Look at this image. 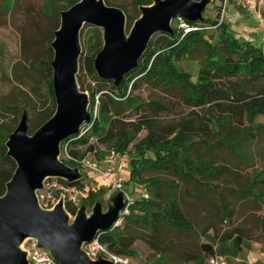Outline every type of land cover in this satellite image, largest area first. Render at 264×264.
Returning a JSON list of instances; mask_svg holds the SVG:
<instances>
[{
  "label": "rangeland",
  "instance_id": "rangeland-1",
  "mask_svg": "<svg viewBox=\"0 0 264 264\" xmlns=\"http://www.w3.org/2000/svg\"><path fill=\"white\" fill-rule=\"evenodd\" d=\"M71 1L0 0L1 139L4 138L5 131L14 130L18 126L24 112L28 114L29 128L37 129L56 110L49 92L46 61L54 58V50L52 48L51 52L50 47L55 38V29L61 24L59 10L71 7ZM108 1L120 5L119 8L125 12L126 32L129 33L141 15L140 6L135 8L133 0ZM243 2L244 0H211L203 12V18L225 23L228 31L240 41L250 40L255 45H264V22L258 16L260 14L264 19V0H251L256 2V12L254 6H244ZM204 24L209 28L208 34H213L211 40L216 43L218 33L224 30L210 25V22ZM176 26L178 17L172 21V27ZM96 28L100 32L98 36L93 33ZM81 43L85 54L93 55L94 50L104 44L103 29L86 24L81 32ZM203 58V49L198 46L190 56L178 61V65L196 79ZM79 74L82 82L79 85L85 89L89 99L90 88H108V85L98 83L83 66H79ZM245 77L241 75L242 79ZM236 82L235 77L227 76L222 79L225 86H235ZM243 88L249 94H256L264 88V81L246 84ZM134 95L141 102L156 98L165 103L166 109L156 119L161 125L190 121L196 126L190 156L205 163H214L217 172L207 178L198 176L204 186L179 180L173 172L156 173L149 170L145 173L146 177L157 176L173 182L172 186L163 187L164 197L171 192L176 195L193 227L188 231L161 227L153 237L144 230L135 231L138 239L128 256L130 260L134 264H212L204 257L202 244L213 241L217 252L233 250L235 242L227 238L233 231L239 230L244 237L242 250L224 255L225 264H264V114L257 115L250 122L239 110L233 117L225 120L226 115L218 110H211L208 106L195 109L187 106L184 91L178 89L166 94L143 86L134 91ZM231 103L238 106L234 101ZM94 114H99L98 105ZM136 114V111L127 110L122 119L125 122L123 125L135 127V122L138 121ZM217 120L222 122L223 127L220 129L216 127ZM227 133L233 138L230 144L224 145L220 140ZM145 135L147 130L143 129L130 145L131 160L138 156L135 144ZM112 145L98 143L96 151L89 150L85 145L75 148L83 153L85 159H102ZM145 156L152 157L154 154L147 150ZM60 159H68L65 145H61ZM81 172L85 188L79 197L78 207L85 205L87 214L90 215L95 204L101 202L103 210L107 211L109 201L118 191L89 169L81 168ZM129 173L130 167L122 172L127 178ZM61 185L57 177H49L44 181V188L37 192L43 208L52 209L53 204L62 198ZM126 188L134 190L131 194L135 199L141 197V189L135 188L133 182H129ZM90 189L94 190V196L89 194ZM223 205H228L232 210V217L225 215ZM66 211L72 222L75 215L67 209ZM85 248L84 244L83 249ZM198 258L200 259L197 260Z\"/></svg>",
  "mask_w": 264,
  "mask_h": 264
},
{
  "label": "trees",
  "instance_id": "trees-1",
  "mask_svg": "<svg viewBox=\"0 0 264 264\" xmlns=\"http://www.w3.org/2000/svg\"><path fill=\"white\" fill-rule=\"evenodd\" d=\"M78 1L72 0L70 3L74 5ZM105 1L108 5L120 7L108 0ZM133 3L137 8L141 5H150L153 1L133 0ZM186 21L191 27L188 31L176 26L173 28V33L154 34L138 66L126 74L119 85H115L113 80L100 78L95 70L94 60L102 46H98L93 55H86L83 51L80 58V66L85 67L98 83L108 85V88H90L91 121L85 124L76 135L62 142L61 145H65L70 156L62 161L70 166L81 168L77 159H83V153L75 148L78 145H85L89 150H94L98 143H109L113 144L111 148L131 151L130 145L137 134L143 129L147 130V135L134 146L138 156L131 160L129 177H126L125 182L126 185L133 182L135 188L141 189V193L145 188L149 197L134 200L121 224H114L109 230L100 231L97 235L101 243L120 255H131L133 245L138 239V236L134 234L137 230H144L153 237L158 234L161 227L176 231H188L193 227L192 221L185 215L176 195L171 192L164 197L163 187L172 186L173 182L157 176L146 177V172L149 170L156 173L173 172L179 180L187 183L196 182L199 186L204 184L199 181L198 176L207 178L217 172L214 163H205L190 156L189 150L194 144L196 126L190 121L161 125L156 119L158 114L166 109L165 103L156 98L141 102L134 95V91L143 86L166 94L178 89L184 91V101L187 106L194 109L208 106L211 110H218L222 115H226L225 120L233 117L239 110L250 122H253L257 115L264 114V88L256 94H249L243 88V85L264 81V45H255L250 40L240 41L228 31V26L223 22L212 21L209 18ZM205 22H210V25L224 30L218 33L216 43L211 40L213 34H208L209 28H206ZM58 28L56 27L55 31ZM93 33L98 36L99 29H94ZM198 46L202 47L205 58L200 61L197 78L193 79L189 72L178 65V61L185 56H190ZM50 51H53L52 47ZM52 60L53 57L46 61V67L49 74V92L56 106ZM241 75H245V79H242ZM227 76L236 78L235 86L222 84V79ZM77 78L81 84L79 73ZM81 88L85 90L82 86ZM233 101L238 106L232 105ZM97 105L99 106L98 115L94 114ZM129 109L136 111L138 116L136 126L133 128L124 126L125 122L122 120ZM54 112L55 110L41 124ZM215 123L219 129L223 127L219 120ZM35 130L29 128L31 134ZM12 131H5L4 138H0V196L6 192L7 183L17 167L15 160L7 153L6 141ZM92 137L96 139V142L91 143ZM232 138L233 136L227 133L221 137L220 141L228 145ZM147 150L153 152L154 156H145ZM58 179L67 185H77L82 189L85 187L83 178L74 183H69L62 178ZM132 191L134 190L131 189L130 192ZM89 194L94 196V190L90 189ZM223 206L225 215L232 217L233 212L228 205ZM65 207L73 215L79 208L72 202H66ZM227 239L235 242L233 250L217 252L213 241H209L202 244L204 257L209 259L216 254L224 256L242 250L244 237L239 230L233 231Z\"/></svg>",
  "mask_w": 264,
  "mask_h": 264
},
{
  "label": "water",
  "instance_id": "water-1",
  "mask_svg": "<svg viewBox=\"0 0 264 264\" xmlns=\"http://www.w3.org/2000/svg\"><path fill=\"white\" fill-rule=\"evenodd\" d=\"M211 0H154L141 5V15L130 32L123 9L105 0H79L61 11V24L51 43L54 58V114L29 133L28 114L23 113L18 126L10 133L8 155L17 167L0 196V264H28L23 242L34 237L61 264H114L99 256L92 259L83 245L91 243L100 231L109 230L125 209L124 193L118 191L109 201L107 211L97 202L90 215L86 206L78 208L69 221L61 198L52 209L43 208L38 190L44 181L57 177L74 183L83 178L79 167L60 159L61 144L76 135L91 121L89 95L79 85L80 58L83 52L81 32L86 24L103 29L104 44L97 53L94 67L98 76L119 85L126 74L138 66L154 34L173 33L172 21L182 17L202 20Z\"/></svg>",
  "mask_w": 264,
  "mask_h": 264
},
{
  "label": "built area",
  "instance_id": "built-area-1",
  "mask_svg": "<svg viewBox=\"0 0 264 264\" xmlns=\"http://www.w3.org/2000/svg\"><path fill=\"white\" fill-rule=\"evenodd\" d=\"M255 3L256 2H251V0H244L243 2L244 6H254L253 9L256 12ZM258 16L260 17V21L263 23L264 19L261 17L260 14ZM178 26L184 28V30L186 31L191 29L186 19L182 17H178ZM84 125L80 128V130L83 129ZM91 142H96V139L92 137ZM94 150L96 151V148ZM68 157L70 158L69 154ZM77 162L81 165V168L89 169L94 175L101 176L116 191H122L124 193V200L126 206L125 209L120 213L118 220L115 222V225L121 224L123 222L124 215L129 213L130 204L134 202V200H136L131 194V192L126 188V177L122 174L124 170L130 167V151H121L117 150L116 148H109L102 157V159L83 158L77 159ZM60 189H62L61 193L64 201L72 202L78 205L79 197L83 191L82 188L77 185H67L62 183ZM141 197H149L145 188L142 189ZM57 198L59 199V196ZM56 204L54 203L53 205L55 206ZM85 246L86 252L92 259H97L99 256H102L103 258L112 261L114 264H134L128 256L112 252L105 244L101 243L97 238L91 243H86ZM22 248L27 252V258L29 262L28 264H61L54 258V256L50 253L49 250L40 246L38 239L34 237L27 238L23 242ZM209 261L212 264H225V256L216 254L211 256L209 258Z\"/></svg>",
  "mask_w": 264,
  "mask_h": 264
}]
</instances>
